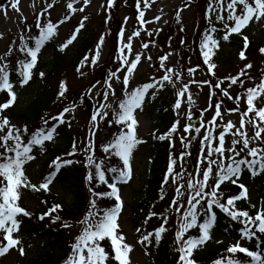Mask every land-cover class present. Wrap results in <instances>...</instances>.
<instances>
[{
  "label": "snow or ice",
  "instance_id": "obj_1",
  "mask_svg": "<svg viewBox=\"0 0 264 264\" xmlns=\"http://www.w3.org/2000/svg\"><path fill=\"white\" fill-rule=\"evenodd\" d=\"M56 3L57 0H43L38 7L36 0H32L29 21L22 11L21 0H9L21 26L14 35L0 32V40H8L0 52V93L4 94L0 101V257L12 250L21 257L27 254L26 247L32 245H25L22 231L27 222L35 219L47 220L48 227L58 225L72 235L63 264H132L137 247L145 256L150 255L149 248L158 246L170 230L178 254L175 264H199L196 253L213 239L219 212L240 225L239 238L210 264H264V198L252 203L249 188L241 181L246 172L252 178L264 174V70L253 76L250 70L254 63L246 55L252 44L247 29L252 24L264 25V0H207L204 15L207 25L196 40L201 62L186 68L179 62L168 63L172 51L162 53L158 63H154L149 54L150 44L154 45L151 40L142 42L139 49L134 48L133 41L141 37L142 31L148 37L160 31H149L145 26L162 19V15L151 20L145 18L146 10L152 8L155 0H135L140 27L127 36L125 27H120L115 69L103 80L89 81L82 94L72 99L68 79H59L52 101L53 106H58L55 112H44L33 124L13 122L11 111L20 90L30 87L37 77L42 82L46 79L47 73L39 70L46 47L52 44L65 54L86 30L89 17L83 15L70 36L57 43L60 26L75 14L84 13L91 0H66L64 15L54 21L50 10ZM115 6L116 0H106L100 8L107 11ZM0 9L7 18L8 8L0 5ZM183 10L175 14V21L181 25ZM108 19L111 17L106 22ZM128 19L124 18V25ZM180 31L185 28L181 26ZM109 35L110 29L102 32L80 59L75 68L78 79L87 77L86 67L98 66ZM233 35L242 39L238 52L242 66L235 74L220 77L215 57L222 43H230ZM257 52L264 58V46H259ZM143 63L159 75L151 74L138 81ZM202 67L208 78L196 80L194 77ZM192 85L200 91L205 86L209 89L207 106L202 112H210V119L201 120L199 126L181 123L186 118L182 116L184 107L190 109L195 104ZM167 90L175 97L171 105L175 119L166 132L159 133L157 129L150 133L153 141L167 142L169 149L158 192L159 201H167V205L160 212L155 210V204L151 206L142 225L134 229L137 236L130 243L121 223L125 209L122 189L131 186L135 154L147 143L140 136L138 117ZM90 100L95 103L90 105L85 136L73 138L70 149L56 155L48 164V173L33 182L28 167L47 153L49 144L57 142L63 127L71 129L76 114ZM228 101L232 107L227 105ZM225 114H236L238 121L225 120ZM102 129L107 134L100 139ZM177 139L183 149L179 152ZM76 165L84 169L87 189V203L80 215L65 217L61 215L63 204H49L47 199L40 200L46 207L39 215L25 206V192L50 194L62 170ZM228 185L236 186L238 191L226 192ZM166 190L171 191L170 198ZM241 201L249 207H239ZM153 218L159 224L148 231L146 226ZM215 242L222 243L220 239Z\"/></svg>",
  "mask_w": 264,
  "mask_h": 264
},
{
  "label": "rangeland",
  "instance_id": "obj_2",
  "mask_svg": "<svg viewBox=\"0 0 264 264\" xmlns=\"http://www.w3.org/2000/svg\"><path fill=\"white\" fill-rule=\"evenodd\" d=\"M32 0H21V8L24 12V15L28 17V20H32V8H31ZM43 0H36L37 6L39 7ZM51 2V0H49ZM106 4V0H91V4L85 9L84 13H77L69 22L61 25L59 28V36L57 38V43L62 42L67 39L71 32L74 30V26L77 25L78 21L83 15H88L89 20L86 22V30L83 31V34L79 37L78 42H74L73 46H70L68 50H66V55H73L77 52V47L85 40H89L92 37V32H94L96 42L98 36L104 32L106 29L111 30L112 38L110 36L106 37V46L103 50L102 59L99 62L98 66L95 67H86L85 71L88 73L87 77L83 80L78 79L75 73V70H72V67L67 68L68 72L64 74L72 86V92L70 99L77 97L82 94L83 90L88 86L89 81L95 82L97 80H103L106 78V74L114 70L116 67V59L115 55H112L114 51V39L113 35L116 33L118 36V31L121 26L125 27V35H130L134 30L140 27L136 17L137 12L135 8V0H116V6L112 8V10L119 9L114 12H109V10L105 11V9H101L100 5ZM0 5H3L8 8V17L6 18L3 15V10L0 9V32H5L6 35H14L21 25L18 23V14L11 10L9 6V0H0ZM190 5V6H186ZM66 6V0H57V3L53 10H50L52 13V19L55 21L58 18H62L64 15V10ZM207 6V0H155L151 9L146 10V19L151 20L155 15H162V19L159 22H154L152 24H148L145 27L152 31L154 29H159L160 31L154 32L152 37H148L143 31L140 38H136L134 43V48L139 49L142 42H146L151 40L154 42L150 44L149 54L153 57V62L158 63V57L165 52L172 51L174 54L170 57L168 63L170 65H176L179 62L180 66L188 67L194 66L201 62V58L198 56V50L196 47V40L198 36L203 32L204 28L207 25V20L204 19L205 10ZM179 9H184L181 12L182 25L178 24L175 21L176 11ZM162 10V11H161ZM111 17L106 22L107 17ZM128 17V22L126 25L123 24L124 18ZM167 21V23H165ZM119 22V23H118ZM181 26L185 28L184 32L180 31ZM250 37V40H259L264 38V25L252 24L247 29V33ZM233 37L238 40L235 41L231 38L230 43H222L221 50L218 51L217 56L215 57V61L218 64L217 75L223 77L228 74H235L239 67L242 66V62L238 58V52L241 50L242 43L239 40H242L241 37L233 35ZM185 40L186 43L181 44L180 41ZM85 41V42H86ZM8 40H0V52H3ZM118 45H119V37H118ZM169 45L171 47H169ZM264 46V45H263ZM251 47V46H250ZM112 55V56H111ZM249 57V60L254 63V68L251 69V73L253 76H257L261 70H264V58H261L257 51H249L246 53ZM52 59V50L46 48L43 52V56L41 57V61L39 64V70L47 71V69L51 66ZM104 66L106 71L104 72ZM159 73H155L154 69L149 67L147 63H143L139 67V73L137 80L147 79L149 75ZM196 80H205L208 78L207 73L204 71L202 67L199 69L194 77ZM187 79V78H186ZM248 86V85H246ZM191 90L193 93V98L195 100V104L189 109L187 106L182 110V116H185V119H182L181 123H188V114L192 110H203L207 106V99L209 89L207 86L200 91L196 85L191 86ZM38 91V83L37 79L32 82L31 86L22 89L19 92V98L17 103L21 104L20 107H26L37 95ZM170 96L175 99L172 91L170 90ZM157 100V99H156ZM155 100V101H156ZM95 101L90 100L88 104L80 109V111L76 114V119L72 122V127L70 131L74 135V138L80 139L83 138L86 134L85 125L87 124L88 115L92 110L90 105H94ZM227 105L232 107V102L228 101ZM58 106H52L50 110L55 112ZM204 120L210 119V112L204 113ZM140 121L139 133L140 136L147 140V143L140 146L139 150L135 154L134 160V169H135V177L131 182L130 187H124L122 189L123 199L125 201V209L123 211V219L121 221L123 226V231L127 236L128 242H133L137 236L134 232L136 228L132 216V208L130 205L139 199L141 185L145 180L148 179V168L151 165L149 159L151 158L152 153L151 145L149 140H151L150 133L155 131L158 125H160L159 117L156 111L152 106H147L143 113H140L138 117ZM175 119V114H174ZM231 119L234 122L238 121V116L233 114L228 116L225 114V120ZM13 122H18L13 119ZM22 123V121H19ZM107 134V130L102 129L100 131L99 137L103 139ZM62 138L58 139L57 142L53 145L60 144L61 146ZM63 148V147H62ZM180 144L177 139L176 150L179 152ZM69 149L63 150L62 154ZM47 157L45 155H41L38 161L28 167V175L32 179L33 182H36L40 177L46 175L48 172V166H46L45 159ZM45 162V163H44ZM241 181L246 184L249 188L251 194V201L254 203H259L261 201V194L259 191V186L255 181H250V178L243 175L241 177ZM236 186L234 188L224 189L226 192L233 193L237 192ZM53 193H56V198L58 203H62L63 206L72 202L71 197V189L69 182L66 181H57L51 188ZM170 194L169 198L171 197ZM44 198V197H43ZM263 198V197H262ZM24 204L30 210L36 212L40 208V200L37 194L31 192L24 193ZM167 205V201L159 202L156 207V211H162ZM81 212L69 213L65 209L61 215L71 218L80 215ZM154 228L158 226L159 221L156 218H153ZM151 222V221H150ZM34 228L31 225L25 224L24 229L22 231V237L25 245H32L31 248L26 247L27 254L23 257L19 255V253L15 250L10 251L5 257H0V264H28L31 263L36 257H38L42 253L50 252L53 247H57L56 242L48 239L47 236H37L33 232ZM65 232H67L65 230ZM68 235V244L72 240V235L66 233ZM75 234V233H73ZM167 234L169 237L174 238L173 232L170 230ZM166 235V234H165ZM227 236L221 234L216 229L213 233V240L216 239H224ZM177 258V253L173 254L174 263ZM211 260H206V262H199V264H210ZM132 264H150L147 257L144 255V252L141 248L137 247L134 250L132 255Z\"/></svg>",
  "mask_w": 264,
  "mask_h": 264
},
{
  "label": "trees",
  "instance_id": "obj_3",
  "mask_svg": "<svg viewBox=\"0 0 264 264\" xmlns=\"http://www.w3.org/2000/svg\"><path fill=\"white\" fill-rule=\"evenodd\" d=\"M118 9V7L116 8V10L109 9V12H114ZM113 35L115 36V43L112 55L116 54L118 48V36H116V33H114ZM95 36L96 35L94 34V32H92L93 38H89V40H85L86 42L84 41L83 43L78 45V50L73 55L67 56L66 54L59 53L55 49V46L52 44H49L46 47L52 50V63L46 71V79L42 82L37 77V95L26 107H20L21 104L17 103L11 111L13 119L17 120L18 122L26 121L30 124H33L39 121L40 116L44 112L50 110V108L53 106L52 101L55 97L58 80L63 78L64 74L68 72L67 68L72 67L71 69L75 70L80 59H82V57L87 54L88 50L93 46ZM109 36L110 38H112V34ZM232 39L238 41L234 37H232ZM251 41L252 44L250 49L252 51H257V48L259 46L264 45V38ZM239 42L242 43V40H239ZM103 69L105 72V66ZM3 99L4 94L0 93V101H3ZM173 102L174 99L170 96V90H167L161 92L157 100L148 105L153 107L159 117V120H161L160 125H158L155 129H158L159 133L166 132L174 121V113L171 110V105L173 104ZM165 109H168V111H165ZM61 138V146H58L60 144H49L47 153L43 154L47 157L45 159L46 163L44 162L46 166H48V164L56 155L62 154L63 150L70 149L74 135L72 134L69 128L63 127L60 130V135L58 139ZM149 142L151 145L150 152L152 153L150 158L151 165L149 168L150 176L142 185V188L140 190L141 197H139L138 200L134 201L130 205V207L132 208L131 218L135 227L141 226L145 218V213L152 210L151 206L153 204H155L157 207L160 202L158 199L159 186L163 173L165 171L169 152L167 142H157L153 141L152 139L149 140ZM245 174L250 176V174L247 172ZM83 176L84 169L79 165L63 169L62 174L58 176L59 181L69 182L70 185L72 202L67 205H64V210L66 209L69 213L84 211V205L87 203V189L83 182ZM252 179L258 184L260 194L264 198V174L258 175ZM229 187L234 188L235 186L228 185L227 187H225V189H228ZM236 190L238 191V189ZM170 194L171 191H167V195L170 196ZM37 195L39 198L47 199L49 201V204L57 201L56 193H53L52 191L50 194L41 193ZM45 207V205L40 204V208L36 210L35 213L39 215L45 209ZM239 207H241L242 209H247L249 206L246 202L241 201L239 202ZM27 223L28 225H31L34 228L33 232L35 235L41 237L47 236L48 239H51L57 244V247H53L50 252L40 254L38 257L32 260L31 263L28 264H63V261L69 253V244L67 241L68 235L66 234L67 232H65V230L63 229H60L58 225L48 227L47 220L44 222H38L33 219L31 222ZM153 223L154 221L152 220L146 226L148 231L154 229L155 224L153 225ZM239 227V224L231 222L229 218L225 217L223 214H220L218 212V223L215 229L227 237L222 239V243L219 244L212 239L210 242H208L206 247L200 249L196 253L199 262H206V260H212L216 258L219 254L224 253L225 249L236 239L239 238ZM173 239L174 238L169 237V234H166L158 246H152L149 248V252L151 254L146 257L147 260H149L150 264H175L174 260L172 259L173 254L176 252L173 245ZM249 244H251V242Z\"/></svg>",
  "mask_w": 264,
  "mask_h": 264
},
{
  "label": "water",
  "instance_id": "obj_4",
  "mask_svg": "<svg viewBox=\"0 0 264 264\" xmlns=\"http://www.w3.org/2000/svg\"><path fill=\"white\" fill-rule=\"evenodd\" d=\"M202 117H203V112L201 110H194L189 113V122L195 126H199L201 123V120H203Z\"/></svg>",
  "mask_w": 264,
  "mask_h": 264
}]
</instances>
